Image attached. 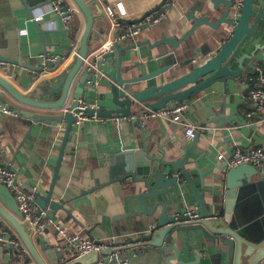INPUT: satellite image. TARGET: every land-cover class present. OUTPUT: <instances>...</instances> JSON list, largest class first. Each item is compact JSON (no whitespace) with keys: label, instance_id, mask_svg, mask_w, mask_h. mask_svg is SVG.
I'll use <instances>...</instances> for the list:
<instances>
[{"label":"crops","instance_id":"0c3cea01","mask_svg":"<svg viewBox=\"0 0 264 264\" xmlns=\"http://www.w3.org/2000/svg\"><path fill=\"white\" fill-rule=\"evenodd\" d=\"M24 1L0 0V54L11 59L21 57L23 62L41 67L42 71L10 63L4 66L0 63V73L17 88L28 92L33 85L54 75L71 60L73 44H78L85 20L72 0L69 2L76 8L75 14L67 23L60 13L53 10V0ZM160 1L121 0L113 3L119 11L122 10L125 17L140 18L146 10L152 9ZM233 1L237 4L239 0ZM261 3L262 0H255L252 21L259 14ZM171 4L170 8H165L157 22L140 27L139 33L134 37L120 40L122 47L138 43V46L123 51V78L144 75L160 66L156 61L159 48L150 46L146 41L154 44L164 35L176 38L181 36L194 23L186 16L189 9L194 10L196 16L208 13L211 20H216L221 14L220 10L212 9L210 0H173ZM37 15H42L43 18L35 21L33 18ZM37 24L41 29L37 28ZM125 28V24H111L106 40L115 41L119 31ZM228 36L226 25H220L219 28L199 26L181 46L174 48L177 63L168 72L157 77V80L168 81L187 71L183 61L192 56V47H200L204 43L216 47ZM257 43H264V18L260 19L254 36L238 57L251 54ZM166 48L169 49L170 45H166ZM43 54H47L52 62L59 58L62 60L53 67H48L47 64L43 67ZM115 56L114 49L100 60V71L91 76L92 82L85 92V105L94 108L113 106L111 82L107 72L114 66L112 58ZM171 56L169 52L163 56L164 64L169 63ZM256 62L264 66L262 51H256L251 58H245L241 74L230 78L227 85L216 81L196 96L181 102L187 106L184 120L197 127L196 141L188 148L184 165L195 186L204 192L207 205L212 211H222L227 189V168L218 159V155L223 153L230 156L236 148L249 150L264 146V112L251 102L249 91L252 85L245 79L246 73ZM231 68L237 70L238 62H234ZM150 82L126 84V87L140 90L149 86ZM8 98L15 106L30 110V107L17 103L10 96ZM142 115L143 113H134L132 116L137 120L131 117L88 116L80 124H74L60 165L59 177L51 187L66 121L61 124L32 123L20 114L4 113L0 109V150L3 151L5 161L2 166L11 165L17 169V183L23 189L36 187L43 195L52 191V198L64 204V208L56 211L60 220L58 224L69 234L87 237L86 231L90 230L96 239H114L117 243L136 238L149 232L156 224L162 205H158L150 214L143 213V206L138 200V194L146 190L143 183H134L129 179L105 183L111 177L123 173L122 167L127 161V154L123 153L125 150L133 156L138 150L146 148L150 155L164 162H173L183 156L185 145L192 141L186 137L183 124L157 117L146 119L142 125L139 120ZM158 200L166 202L171 214H186L188 210L198 208L193 187L183 175L180 176V182L170 187L168 194L147 198L148 208L151 209ZM263 212L264 179L255 176L240 191L234 223L242 226L244 222L254 220ZM1 225L9 226L0 217V228ZM45 230L43 233L49 242H58L66 246V249L78 252V243L70 242L58 232L54 223H50ZM178 236V241L173 243H177L183 261L193 262L198 255L200 264L218 263L219 258L214 254L219 250L211 247L212 239L204 238L198 231H192L189 239L192 249H189L186 233L179 232ZM140 252L138 250L125 264H167L165 258L175 254L174 250H170L163 253L161 259L155 251ZM171 262L175 264L177 260L172 259ZM0 264L36 263L30 254H23L13 246L0 242Z\"/></svg>","mask_w":264,"mask_h":264},{"label":"water","instance_id":"95a60500","mask_svg":"<svg viewBox=\"0 0 264 264\" xmlns=\"http://www.w3.org/2000/svg\"><path fill=\"white\" fill-rule=\"evenodd\" d=\"M117 1L121 0H72L83 15L85 24L71 60L54 75L48 76L38 84L33 85L28 92L17 88L0 73V106L7 105L11 112L30 119L32 123L61 124L66 121L51 187L54 186L59 177V169L65 148L69 136L73 132L77 115L80 112L79 107L85 100V92L89 85L88 81L92 79L95 73L83 70L85 60L106 40L108 32H110L111 21L103 4ZM210 1L213 4L212 9L214 11L220 10L221 13L216 20H211L208 13L196 16L195 11L189 9L186 16L194 23L181 36L176 38L164 35L156 40L154 44L150 43L149 40L146 41L150 46L159 48L156 61L160 64L156 70L147 74L123 78L121 73L123 51L138 46V43L122 47L119 41H115L113 47L116 50V56L112 58L114 66L107 72L111 82V102L113 106L109 108L87 106L84 108V112L88 116L123 118L131 117L137 112L145 113L148 110L164 108L172 102H184L212 86L216 81L227 85L230 78L241 74L245 58H251L256 51H262L264 57V43L255 44V49L251 54L246 53L238 57V54L254 36L260 19L264 18V0H262L259 14L253 21L255 0H245L238 16L235 15L236 2L233 0ZM172 2L173 0H161L152 9L146 10L140 18L118 17L116 21L135 27H144L146 24L142 21L147 16L153 15V19L160 18L165 8L171 7ZM62 5V9L67 10L70 3L64 1ZM201 25H208L213 28L226 25L229 36L216 47H212L208 43H204L200 47H192V56L183 61L188 70L171 80L159 82L157 77L168 72L177 63L173 53L174 48L181 46ZM37 26L38 29H41L39 24ZM166 45H170V48L167 49ZM187 46H190V44H187ZM168 52L172 56L169 63L164 64L163 56ZM44 55L48 57L47 54ZM61 60L62 58H59L56 62L48 60L46 64L48 67H53ZM234 62L239 64L237 70L231 68ZM0 63L4 66L10 63L42 71L41 67L30 66L28 63L23 62L21 57L11 59L0 54ZM143 81L151 82L149 86L140 90H131L126 87V84ZM8 96L17 103L30 107V110L10 103ZM133 109L135 112H133ZM42 111L60 112L47 113ZM195 141L196 137L185 145L183 156L173 162H164L162 159L150 155L146 148L138 150L133 156L127 150L123 152L127 154V161L122 167L123 173L111 177L105 184L124 179H129L134 183H143L146 190L138 194V200L143 206V213L150 214L158 205H162V211L156 224L150 228L149 232L142 233L136 238H128L125 242L116 243L113 247L79 255L74 250L66 249L63 244L49 242V239L43 233L46 232L45 229L38 235L34 234L30 222L22 219V212L19 209L16 196L1 182L0 217L18 234L36 264H118L119 262H129L138 250H141V254L147 251H155L161 259H163V253L174 250L175 254L165 258L167 264H173L172 259L177 260L175 264H200L201 261L198 259L200 258L198 255H196V260L193 262L183 261L180 258L181 252L177 243H173L178 241L179 232H185L186 244L189 245V249H192L189 244L192 231H198L204 238L212 239L211 247L219 250L217 254H214L216 258H219V261L213 264H264V212L254 220L244 222L242 226H237L234 223L241 189L246 183H250L255 176H261L264 179V168L250 163L226 167L227 189L224 206L221 212L212 211L207 205L204 192L199 191L195 186L184 165L188 148ZM3 164H5L3 151L0 150V168ZM7 167H11V165H7ZM181 175L188 180L195 192L198 218L191 219L189 215L177 214L176 212L171 214L166 202L163 200H158L149 209L146 199L168 194L170 187L180 182ZM36 202L39 206L37 214L44 218H50L53 223L58 224L60 220L56 215V211L59 208H64V204L52 198V191L47 195L37 191ZM86 233L88 238L96 239L90 230H87Z\"/></svg>","mask_w":264,"mask_h":264},{"label":"built area","instance_id":"2783aa9c","mask_svg":"<svg viewBox=\"0 0 264 264\" xmlns=\"http://www.w3.org/2000/svg\"><path fill=\"white\" fill-rule=\"evenodd\" d=\"M64 1L69 2V0H53V10L60 13L67 23L69 22L75 14V8L71 5L67 10H63L62 3ZM245 0H239L236 4V13L235 15H239L241 9L243 7ZM105 12L109 17L112 26L121 25L116 21L118 17H125L122 10H118L114 3L103 4ZM43 18L42 15H37L33 19L35 21H40ZM159 18L153 19V15L147 16L142 22L146 25L151 24L153 22H157ZM126 28L124 30L119 31V34L116 35L115 41H119L126 38H131L136 36L139 33L140 27H135L134 25H125ZM115 41L105 40L99 48H97L94 52H92L88 58L85 60L84 69L93 71L95 73H99L100 71V60H102L108 53L114 50L113 44ZM77 43L73 44L72 51L74 52L76 49ZM43 67H46V61L49 60L44 54L41 57ZM245 79L252 85V88L249 91V98L252 103H254L255 107L260 111L264 112V66L260 62H256L251 66V69L246 73ZM92 80L88 81L91 83ZM87 107L83 102L80 105V112L77 115V120L75 124H80L83 122L88 115L84 112V108ZM185 103H174L167 105L164 108L156 109V110H148L139 118L140 124H144L145 120L148 118H165L171 120L172 122L183 124L185 128V135L189 140H193L197 135V127L193 124H190L184 120V112L186 110ZM0 109L4 113H10L8 106L5 105L0 106ZM131 118H135V116H131ZM218 159L225 164V167H233L242 163H250L255 166L264 168V146H256L250 148L249 150H244L241 148H236L230 154V156H225L223 153L218 155ZM18 171L15 167H7L2 166L0 168V182L6 185L16 196V199L19 204V209L22 212V219L24 221L30 222L34 234L38 235L50 223L53 221L49 218H42L37 214L39 206L36 202V192L37 188L34 187L31 190L23 189L18 183ZM186 215H189L191 219L198 218L197 210H188ZM55 224V223H54ZM57 230L64 235L70 242L78 243V253L79 255H84L90 253L92 251H100L106 247H113L116 245V240H102V239H90L81 234H69L62 226L59 224H55ZM0 242L6 243L10 246H13L21 253H28V249L18 236V234L10 227L0 228ZM121 264H125V262H120Z\"/></svg>","mask_w":264,"mask_h":264},{"label":"trees","instance_id":"16d2710c","mask_svg":"<svg viewBox=\"0 0 264 264\" xmlns=\"http://www.w3.org/2000/svg\"><path fill=\"white\" fill-rule=\"evenodd\" d=\"M125 25H126V24H125ZM251 88H252V86H251ZM251 88H250V89H251ZM1 227H2V228H5V227H8V226H5V225H1Z\"/></svg>","mask_w":264,"mask_h":264}]
</instances>
